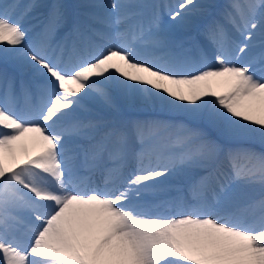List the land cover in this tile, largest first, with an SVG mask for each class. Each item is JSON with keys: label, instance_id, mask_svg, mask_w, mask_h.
<instances>
[{"label": "snow or ice", "instance_id": "6c2138e0", "mask_svg": "<svg viewBox=\"0 0 264 264\" xmlns=\"http://www.w3.org/2000/svg\"><path fill=\"white\" fill-rule=\"evenodd\" d=\"M37 7L0 3V53L34 77L0 78V264H264V0H230L219 19L197 0L169 12L208 18L211 59L173 50L163 5L114 0L108 19L55 0L33 39ZM115 94L188 123L91 114H118ZM194 170L187 195L160 199Z\"/></svg>", "mask_w": 264, "mask_h": 264}, {"label": "bare ground", "instance_id": "6f19581e", "mask_svg": "<svg viewBox=\"0 0 264 264\" xmlns=\"http://www.w3.org/2000/svg\"><path fill=\"white\" fill-rule=\"evenodd\" d=\"M4 2H10V0H0V3ZM20 4H27L31 2V0H19ZM55 0H35V3L38 5L44 4L46 7L47 5H50L54 3ZM61 3H64L69 6L70 11H84L85 9H78L76 6L77 5H83V4H92V5H102L103 7H98V8H92V9H87L88 11H93L98 13L101 16H104L108 19H112L116 13L113 9L108 7L111 3L114 2V0H60ZM115 2L119 3L122 2V0H115ZM144 3L148 4H156V5H163L165 7L159 9L161 12V18H162V27L165 28L166 30L171 31L173 34L179 35V34H185L184 39H178L176 40L174 35H170L171 38L176 41L177 47H175L173 50L177 53H180L182 49L184 50H191L190 52H185L184 54L186 55H193L195 56L197 53L195 51L196 45H202L206 51L209 53L210 59H211V53H212V48L211 45L208 44V42L204 39L203 32L205 29L206 24L208 23V18L201 16L199 14H193L188 19L183 23V24H178L177 21H172L169 18V12L170 11H175L176 5L181 2V0H142ZM230 0H197V3H205V4H215L218 7L214 9V12L216 13V18L219 19V12L223 9V6L228 4ZM241 2H244V0H241ZM171 6V7H168ZM191 7V6H189ZM23 7L18 8L16 10V15H19L20 13L23 12ZM46 11V12H45ZM44 13H35L34 15L30 18L35 19V22H30L26 23L27 27H30L31 29L35 27L37 24L40 22H44L46 19V14L48 11V8H46ZM150 10H146V15L147 12ZM31 15V13L29 14ZM28 15V16H29ZM28 16L24 18L25 22L28 19ZM205 18V22L202 23L201 26H198V21L197 18ZM15 18V17H14ZM135 22V21H134ZM97 27H100L99 25ZM225 27L229 30V34L232 36V38L239 43L243 38L239 37L238 34L234 33V31L231 29V27L227 24H225ZM28 28L30 31L31 29ZM191 29V30H190ZM190 32H187L189 31ZM29 36L31 37V32H29ZM257 34V44H259V39L260 37ZM6 45H0V48L5 47ZM238 53L236 51L232 52V55L235 56ZM247 60L246 55H241L239 63H244ZM214 63V61H212ZM22 71L13 61L12 59H8L7 61H4V56L0 58V78L3 77V75L6 76H11L10 79H15L18 75V72ZM27 72L28 80H30L33 75L28 72V71H23ZM34 78V77H33ZM27 80V81H28ZM217 91H223L222 88H217ZM117 97V103L120 105V112L118 114L110 115L107 110L103 109L99 104L95 103H90V107L92 108V115H103V116H109L110 118H115V119H120L124 121H131V120H171L174 122H184L186 123V120H184L183 116L180 114H174L170 116L167 114L165 111L160 110L159 108H154L150 106H144L137 104L135 106H128L122 99V97L119 96V94H115ZM141 108H145L142 110ZM148 108H150L148 110ZM148 110V111H147ZM23 146L27 148V150L30 153H34L35 151H38V147L34 145L33 141L31 138H26L22 142ZM244 146H252L256 147L259 145H244ZM20 153H18L19 155ZM197 173L205 174L202 170H194L191 174L189 175H173L167 178V186L168 185H174L176 184L180 179L189 181L190 179L193 180L197 178L195 175ZM100 179L99 175H94L92 177V181L95 182V180ZM161 180L165 178H160ZM191 180V182H192ZM190 182V183H191Z\"/></svg>", "mask_w": 264, "mask_h": 264}, {"label": "rangeland", "instance_id": "374dc122", "mask_svg": "<svg viewBox=\"0 0 264 264\" xmlns=\"http://www.w3.org/2000/svg\"><path fill=\"white\" fill-rule=\"evenodd\" d=\"M2 56H4L3 53H0V58H2ZM5 59V58H4ZM10 59V58H9ZM5 60H8V59H5ZM185 120V119H184ZM186 123H188V121L186 120ZM257 150H259V146H256L255 147ZM201 174V173H200ZM187 195V194H186Z\"/></svg>", "mask_w": 264, "mask_h": 264}]
</instances>
